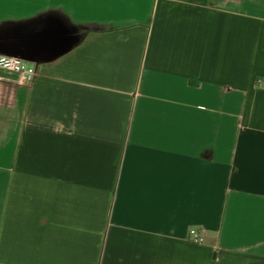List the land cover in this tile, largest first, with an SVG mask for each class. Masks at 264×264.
Listing matches in <instances>:
<instances>
[{"label": "crops", "instance_id": "0c3cea01", "mask_svg": "<svg viewBox=\"0 0 264 264\" xmlns=\"http://www.w3.org/2000/svg\"><path fill=\"white\" fill-rule=\"evenodd\" d=\"M28 29L65 41L0 86V264H264V0H0Z\"/></svg>", "mask_w": 264, "mask_h": 264}, {"label": "water", "instance_id": "95a60500", "mask_svg": "<svg viewBox=\"0 0 264 264\" xmlns=\"http://www.w3.org/2000/svg\"><path fill=\"white\" fill-rule=\"evenodd\" d=\"M59 32L62 33L63 30H59ZM59 32L52 33L49 30L48 32L35 33L34 29L18 31L16 33L19 34V38L24 40L0 46V53L27 60L32 55L30 51L36 48L41 47L42 52L55 51L65 41V36L55 37Z\"/></svg>", "mask_w": 264, "mask_h": 264}, {"label": "built area", "instance_id": "2783aa9c", "mask_svg": "<svg viewBox=\"0 0 264 264\" xmlns=\"http://www.w3.org/2000/svg\"><path fill=\"white\" fill-rule=\"evenodd\" d=\"M0 70L18 75V80L16 81H10L0 76V86H4L8 90L13 85L23 87L25 81L30 82L35 76L34 70L27 67L23 59L2 53H0ZM190 235L194 241H201L196 232L191 231Z\"/></svg>", "mask_w": 264, "mask_h": 264}]
</instances>
